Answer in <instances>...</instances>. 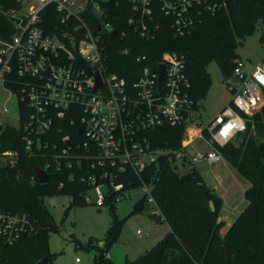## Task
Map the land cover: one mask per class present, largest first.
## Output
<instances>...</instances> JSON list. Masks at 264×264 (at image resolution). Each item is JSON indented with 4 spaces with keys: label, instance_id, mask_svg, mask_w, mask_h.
<instances>
[{
    "label": "trees",
    "instance_id": "trees-1",
    "mask_svg": "<svg viewBox=\"0 0 264 264\" xmlns=\"http://www.w3.org/2000/svg\"><path fill=\"white\" fill-rule=\"evenodd\" d=\"M100 2L104 12L99 22L105 20L113 24L112 31L101 33L106 65L132 84L139 79L143 65L157 66L166 51L181 52L186 58L196 109L212 83L209 64L217 62L228 82L241 59L238 47L264 21V0H228L218 11L203 13L190 31L180 35L175 33L171 17L158 13L157 35L146 39L129 24V18L136 15L133 0ZM43 15L46 28L51 32L56 30L57 13ZM87 16L97 32L98 23L91 20L93 13L88 12ZM9 23L0 12V32L4 33ZM261 39L264 41V35ZM138 55H146L147 59L138 61ZM18 79L14 74L12 80H7V85L17 94L21 89ZM19 104L20 126L4 124L0 134V154L16 152L14 162L0 157V210L29 214L33 229L13 243L0 241V264H39L45 258L52 262L57 253L51 251L49 238L51 232L60 227L55 224L44 196L69 194L73 196V205L85 203L84 194L94 187L89 175L100 179L104 171L112 174L115 182L124 183L126 189L140 186L143 180L152 183L163 218L156 213L153 215L170 227L161 240L137 259L124 264H264V103L248 116L247 128L240 134L242 141L239 136L237 141L224 146L216 143L228 161L250 182L245 191L247 205L226 231H222L226 224L221 217L223 198L196 167L182 171L180 163L170 155H161L139 174L130 166L120 170L111 163L101 165L83 147L84 137L78 133L83 110L75 115L69 113L66 119L56 121L49 130L40 133V141L47 145L41 150L34 147L29 151L24 135L32 108L21 99ZM72 118L76 120L74 125L70 122ZM66 134L71 136L68 142L63 139ZM144 134L154 149H178L182 146L184 128L163 125L148 129ZM36 135L32 136L34 140ZM184 163L185 166L187 163ZM35 166L48 168L47 182L40 181ZM116 195L117 191L108 194L105 201L114 215L106 232L107 249L124 221L115 212ZM146 205L149 204L144 197L135 203L133 211H141ZM225 243L231 247V260H228ZM99 258L104 264H114L104 252Z\"/></svg>",
    "mask_w": 264,
    "mask_h": 264
},
{
    "label": "built area",
    "instance_id": "built-area-1",
    "mask_svg": "<svg viewBox=\"0 0 264 264\" xmlns=\"http://www.w3.org/2000/svg\"><path fill=\"white\" fill-rule=\"evenodd\" d=\"M133 1L136 15L129 18V24L141 37L154 39L160 27L158 13L171 17L175 33L180 35L190 31L203 13L218 11L228 0ZM0 12L11 23L5 25L4 33L0 32V83L9 87L7 80L17 75L21 85L19 99L32 108L24 135L29 151L47 145L40 141V133L66 119L69 113L75 115L83 110L78 133L84 137L83 147L101 165L111 163L120 170L130 166L139 174L161 155H170L181 166L184 161L214 163L223 156L216 143L224 146L237 141L247 128L248 116L264 103V62L247 72L242 60H238L233 73L238 81L231 78L227 82L233 99L208 123L196 118L192 83L181 52H164L157 66L143 65L139 79L129 84L123 75L106 65L101 33L112 31L113 24L99 22L104 12L100 0H4L0 2ZM54 12L59 24L51 32L43 14ZM88 12L95 17L91 20L98 23L97 32L87 19ZM146 59V55L137 56L138 61ZM83 60L98 67L101 85L97 86L95 74L83 65ZM162 64L165 70L160 85ZM70 122L76 124L74 118ZM163 125L184 128L180 148L151 147L144 131ZM33 134H37L36 140ZM70 138L66 134L63 139L68 142ZM199 138L211 148L190 150ZM15 155L16 152L5 151L0 157ZM111 175L104 171L100 179L94 174L88 177L99 204H104L114 191L118 192L115 202L129 196L124 183L115 182ZM141 186L147 203L163 218L153 194L154 185L143 180ZM32 229L29 214L0 210V241L13 243Z\"/></svg>",
    "mask_w": 264,
    "mask_h": 264
},
{
    "label": "rangeland",
    "instance_id": "rangeland-1",
    "mask_svg": "<svg viewBox=\"0 0 264 264\" xmlns=\"http://www.w3.org/2000/svg\"><path fill=\"white\" fill-rule=\"evenodd\" d=\"M95 5L98 7V3ZM263 35L264 21L260 22L256 30L238 47L244 64L243 69L247 72L264 62V41L261 39ZM208 69L212 75V83L206 98L200 102L195 113L197 120L203 123L210 122L233 99V92L218 63H210ZM0 123L16 127L21 124L19 95L2 83H0ZM210 148L202 138H199L190 150L207 151ZM1 159L15 160L14 157H1ZM193 166L223 198L221 217L226 224L222 231H226L247 205L245 191L250 185L249 180L224 155L218 162L193 161L185 166L182 165L181 169L187 171ZM127 193L129 196L115 203V212L124 221L118 236L108 249L105 237L114 215L109 203L97 202L94 188L84 194L85 203L76 205H73V196L69 194L57 193L44 196V202L50 209L55 224L60 227L52 231L49 238L50 249L57 255L48 264H104L99 258L102 252L114 264H124L128 260L137 259L161 240L170 227L166 221H161L153 215L156 209L152 205H146L141 211H133L135 203L145 197L142 186L127 189ZM77 258L80 260L77 261Z\"/></svg>",
    "mask_w": 264,
    "mask_h": 264
},
{
    "label": "water",
    "instance_id": "water-1",
    "mask_svg": "<svg viewBox=\"0 0 264 264\" xmlns=\"http://www.w3.org/2000/svg\"><path fill=\"white\" fill-rule=\"evenodd\" d=\"M100 28L101 27H99V29ZM82 63L93 74H95L96 80H97V86L101 85L102 84V80H101V76H100V72L98 70V67L95 66L94 64L86 61V60H83ZM164 70H165L164 64L160 65V79H159L160 80V85H162V79H163ZM232 80L233 81H238L237 75H233L232 76ZM4 128H5V125L2 124V123H0V134L2 133V131L4 130ZM240 140H243V136L241 137ZM34 168H35V171H36L37 176L39 177L40 181L42 183L47 182L48 181V176H49L48 170H46L43 167H38V166H35ZM225 248H226V251H227L228 260H231V258H232V250H231V247L229 246V244L225 243ZM48 263H49V260L46 259V258L39 261V264H48Z\"/></svg>",
    "mask_w": 264,
    "mask_h": 264
},
{
    "label": "crops",
    "instance_id": "crops-1",
    "mask_svg": "<svg viewBox=\"0 0 264 264\" xmlns=\"http://www.w3.org/2000/svg\"><path fill=\"white\" fill-rule=\"evenodd\" d=\"M248 187H249V186H248ZM242 210H243V209H242ZM242 210H241V211H242ZM241 211L239 212V214L241 213ZM169 229H170V228H169ZM108 255L111 256V254H108ZM115 264H116V263H115Z\"/></svg>",
    "mask_w": 264,
    "mask_h": 264
}]
</instances>
